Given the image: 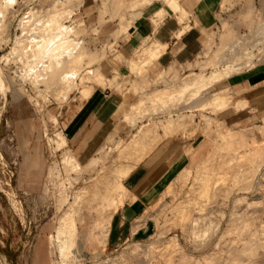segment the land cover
Returning <instances> with one entry per match:
<instances>
[{
  "label": "rangeland",
  "instance_id": "obj_1",
  "mask_svg": "<svg viewBox=\"0 0 264 264\" xmlns=\"http://www.w3.org/2000/svg\"><path fill=\"white\" fill-rule=\"evenodd\" d=\"M165 1L0 2L1 13L6 12L0 14V264H264V111L248 108L241 95L242 79L261 65L255 66L251 60L264 51L245 47L254 35L264 40V0H191V11L188 0H177L186 10L183 13H174ZM184 13L186 24L192 19L202 32V52L187 66H157V60L142 54L155 38L141 35V25L160 22L162 19L153 20L155 15V19L172 16L180 22ZM47 15L54 23L61 19L50 29L72 30L71 38L79 43L78 50L73 44V53H85L72 56L71 63L78 61L79 69L75 68L80 72L66 83L58 75L52 78L49 66L55 62L45 54L49 49L40 52L33 48L44 43L33 41L31 35L45 32ZM28 20L29 26H22ZM245 30L252 34L242 48L227 52ZM132 36L141 42L137 50L126 54L123 48ZM29 38L37 56L27 46ZM63 54L65 61L68 56ZM212 72L223 78L212 82L208 90L200 92L201 88L195 87L183 95L178 92L189 74ZM87 85H93L92 92H113L118 108L101 134L99 146L85 154L68 143L58 145L57 138L66 137L68 123L84 102L80 91ZM165 89L175 91V97L153 99L152 95ZM214 93L230 99L227 107L219 109L211 103ZM144 129L151 135H145L146 143L172 139L177 154L188 155L190 160H184L185 166L151 203L152 235L111 249L106 244L110 218L126 197L117 170L137 162L135 152L115 147L135 134H145ZM189 142L194 143L183 146ZM69 156L76 157L80 167L64 166ZM109 187L117 202L98 213L94 207L107 196ZM94 189L98 197L92 200ZM79 192L86 196L75 204L80 209L76 242L81 243L73 246V253L62 256L56 229ZM99 223L103 224L102 233Z\"/></svg>",
  "mask_w": 264,
  "mask_h": 264
},
{
  "label": "crops",
  "instance_id": "obj_2",
  "mask_svg": "<svg viewBox=\"0 0 264 264\" xmlns=\"http://www.w3.org/2000/svg\"><path fill=\"white\" fill-rule=\"evenodd\" d=\"M187 8L191 11V0H188ZM183 25L172 16H164L154 25L151 22L141 25V35L168 43L156 61L157 66H187L202 52V32L196 25L177 38L176 33ZM140 42L136 36H132L125 44L124 52L133 53ZM242 87L241 95L248 102L247 107L264 111V64L242 79ZM80 100L84 102L67 125L66 141L73 149L78 148L86 154L99 146L101 134L118 108V100L107 89H96L88 97L80 96ZM174 144L172 139L160 141L123 178L125 202L110 218L106 237L108 248L116 249L129 240L142 241L152 235L155 224L148 216L151 203L166 188L173 175L185 166H182L184 160H190L188 155L177 154L179 149Z\"/></svg>",
  "mask_w": 264,
  "mask_h": 264
},
{
  "label": "bare ground",
  "instance_id": "obj_3",
  "mask_svg": "<svg viewBox=\"0 0 264 264\" xmlns=\"http://www.w3.org/2000/svg\"><path fill=\"white\" fill-rule=\"evenodd\" d=\"M9 1H11V0H0V2H1V4L4 2V4H5V2H9ZM147 1V0H146ZM152 0H148V3H150ZM168 5H169V7L172 9V11L174 12V13H183V12H185V10L182 8V6L180 5V3H179V1H177V0H166L165 1ZM11 3H13V2H11ZM10 3V4H11ZM131 3H134V2H131ZM136 3V2H135ZM134 3V4H135ZM139 3H141V2H139ZM4 4H2V5H4ZM10 4H7L6 3V5H9L10 6ZM80 4V3H79ZM130 4V3H129ZM137 4V3H136ZM1 5V6H2ZM6 5L4 6V10L7 8L6 7ZM75 5V4H74ZM81 5V4H80ZM133 4H130V6H132ZM137 6V5H136ZM139 6V5H138ZM3 7V6H2ZM56 7V6H55ZM64 7V6H63ZM63 7H62V9H63ZM70 7V6H69ZM78 7V6H77ZM76 7V8H77ZM133 7V6H132ZM71 8V7H70ZM134 8V7H133ZM60 9V8H59ZM74 9V8H73ZM1 10V9H0ZM7 10V9H6ZM53 10H55V9H53ZM69 10H71V9H69ZM68 10V8H67V11H68V13L70 12ZM165 10V12L167 13V11H166V9H164ZM183 10V11H182ZM2 11V10H1ZM1 11H0V14H3L4 12H2L1 13ZM33 11V10H32ZM60 11V10H59ZM66 11V10H65ZM72 11V10H71ZM52 12V11H51ZM56 12H58V10L56 9ZM161 12H162V10H161ZM6 13V12H5ZM4 13V14H5ZM33 13V12H32ZM62 13V12H61ZM61 13L59 14V16L61 17ZM71 13V12H70ZM160 12H158V14H159ZM51 15L53 14V16H54V13L52 12V13H50ZM58 14V13H57ZM62 14H64V13H62ZM167 14H170L169 12L167 13ZM27 15V14H26ZM41 15V14H40ZM51 15H47V20L45 19V21L43 22L44 24V28H45V32H44V28L42 27V33H39L40 31V29H41V27H39V29L37 30V31H39L37 34L36 33H34V35L32 36L31 35V37H33V41H36V42H38V41H40L41 40V42H43L44 41V43L43 44H41V42H40V44L42 45H37V43H36V47H35V43L34 42H30V38L28 39L29 41L28 42H30L29 44H27V46L30 48L31 46L30 45H34V47L33 48H35V49H38V50H36V51H47V48L49 49L47 52H45V54L46 53H48V54H46V56H48V59L51 61V60H53V62H55V64H54V66H49V68L50 67H52V69L50 70V71H53V73H54V77H52L53 79L58 75L59 76V78L61 79H59L60 81H64V83H66L65 81L67 80V79H70V78H72V77H76L77 75H78V69H79V65H75V63H77L78 61H76L75 63H71L72 62V56L73 55H77V53L78 52H76V50H74L75 52L73 53V51L71 50V49H73L74 48V45H75V49H77L78 47H76V46H79L78 44H76V40H74L73 38H71L72 36V30H66L64 27H63V29H65V30H63V31H57L56 29L58 28V26L55 28V30L54 29H50L49 27L51 26V24H52V28H53V25H55L57 22L58 23H60L61 22V19L56 15V17H55V21H57L56 20V18H58V19H60V22L59 21H57L56 23H54V18L52 19L53 20V22H51V20H49L50 18H52V16ZM51 16V17H50ZM71 16V15H70ZM185 16V13L184 14H181L180 16H179V18H180V23L182 24V23H184V25H183V27H181V29L176 33V36H177V38H180L189 28H190V25H188V24H186V22H185V20H184V17ZM0 17H2V15L0 16ZM48 17H49V19H48ZM164 16H161V17H159L158 19H155V21L157 20V21H159L160 19H162ZM4 18V17H3ZM2 19V18H1ZM32 19V18H31ZM41 19V18H40ZM38 20V19H37ZM49 20V21H48ZM22 21V20H21ZM46 21H48V23L46 24ZM156 21V22H157ZM29 22V23H28ZM28 22H24V25H22V26H29V24H30V22H31V20H28ZM40 22V21H39ZM50 22V23H49ZM33 23H36V22H33ZM54 23V24H53ZM36 24H38V23H36ZM41 24V23H40ZM46 24V25H45ZM62 24V23H61ZM32 25V24H31ZM62 26V25H61ZM32 27V26H31ZM20 28H21V26H20ZM60 24H59V29L58 30H60ZM31 30V29H30ZM33 30H34V28H33ZM54 30V31H53ZM37 31H35V32H37ZM30 32V31H29ZM31 33V32H30ZM45 35H44V34ZM28 34V33H27ZM30 35V34H29ZM28 36V35H27ZM32 40V39H31ZM22 41H24L25 42V40H20V42H22ZM17 42H19V41H17ZM72 42H75V43H72ZM23 43V42H22ZM72 43V44H71ZM38 44H39V42H38ZM74 44V45H73ZM16 45H19L18 43L16 44ZM25 46V45H24ZM23 46V47H24ZM38 46V47H37ZM19 47H21V46H19ZM168 47V43L167 42H161L160 40H158V39H155L151 44H146V46L143 48V46H142V54H144V55H146V56H149L151 59H153V60H157V59H159L160 58V56L162 55V53L166 50V48ZM14 48H18V47H15L14 46ZM26 48V47H25ZM32 48V47H31ZM32 48V52H34L35 51V49H33ZM42 50H41V49ZM43 48H44V50H43ZM16 50V49H15ZM18 50V49H17ZM28 50V49H27ZM58 50H63L62 52H59ZM69 50H71L72 52H70ZM78 50V49H77ZM35 51V52H36ZM35 52H34V54H35ZM39 52V53H40ZM58 52H59V55H58ZM68 52H70V53H68ZM141 52V51H140ZM63 53H65V55H67L68 56V59L67 60H63V56H64V54ZM68 53V54H67ZM73 53V54H72ZM85 54V53H83V52H80V53H78L79 55L80 54ZM15 54V53H14ZM33 54V55H34ZM36 54H38V52L36 53ZM34 55V56H37V55ZM61 54V55H60ZM23 55H25V54H23ZM6 56V55H5ZM4 56V57H5ZM14 56V55H13ZM34 56H33V58H34ZM40 56V54L38 55V57ZM61 57L60 58V61H59V59L57 60L58 61V63H56L57 61H55L54 60V58H58V57ZM232 56V55H231ZM3 57V58H4ZM24 57H27V56H24ZM37 57V59H39V58H41V57H45L44 56V53H43V56H41V57H39L38 58ZM2 58V59H3ZM5 58H8L7 56L5 57ZM11 58V57H10ZM71 58V59H70ZM75 59H76V57H74ZM73 58V59H74ZM147 59H149L148 57H146ZM145 58V59H146ZM36 59V60H37ZM46 59V58H45ZM79 59V58H78ZM226 59V58H225ZM35 60V61H36ZM28 61V60H27ZM37 61H39V60H37ZM75 61V60H74ZM79 61H80V59H79ZM82 61V60H81ZM81 61H80V63H81ZM40 62H41V60H40ZM146 62V61H145ZM27 63V62H26ZM35 63V62H34ZM79 63V62H78ZM77 63V64H78ZM144 63V62H143ZM146 63H148V62H146ZM36 64V63H35ZM42 64H44V62L42 63ZM41 64V65H42ZM34 65V64H33ZM37 65V64H36ZM48 66H46V69L48 70ZM54 67V68H53ZM68 67H69V69H68ZM78 68L77 70H76V68ZM45 69V70H46ZM49 71V70H48ZM47 72V71H46ZM80 72V71H79ZM227 73H228V71H226ZM36 73H37V71H36ZM40 73V72H39ZM45 73V72H44ZM48 73H51V72H47V74ZM46 74V73H45ZM43 75L42 74V76L44 77V78H46V75ZM56 74V75H55ZM226 73H224V76H227V74L225 75ZM99 75H101V73L100 74H98L97 76H99ZM38 78L40 77L39 75L37 76ZM44 78H41V79H44ZM47 78H48V75H47ZM50 78V77H49ZM48 78V79H49ZM98 78V77H97ZM223 77H222V75L219 73V72H216V73H214V72H212V73H208V74H206V75H196V76H194V77H191V74H189L188 76H187V79L184 81V84H183V86L181 87V89H179V93H180V95L182 94L183 95V93H185V92H189V90L190 91H192L191 89L192 88H195V87H199V88H201L200 89V92H202V91H205V90H208L209 88H211L212 86H211V83L212 82H218V81H220L221 79H222ZM52 79V80H53ZM72 79H74V78H72ZM45 80H47V79H45ZM102 80V79H101ZM40 81V80H39ZM72 82L74 83L75 81L74 80H72ZM43 83H44V80H43ZM63 83V84H64ZM61 84H62V82H61ZM62 84V85H63ZM66 85V84H65ZM74 85V84H73ZM67 86V85H66ZM72 88V87H71ZM168 89V88H167ZM92 90H93V85H87V87L86 88H83L81 91H80V95H81V97H88L91 93H92ZM166 90V89H165ZM165 90H159V92L156 94V96L155 95H152V97H153V99L155 98V100H157V101H159V99L161 100V99H164V98H166L167 96H168V98H173V96H174V92H169V91H165ZM197 90V89H196ZM198 91H199V89H198ZM156 92V91H155ZM155 92H154V94H155ZM194 92V91H193ZM192 92V93H193ZM222 92V91H221ZM226 92V91H225ZM195 93H197V92H195ZM194 93V94H195ZM223 93V92H222ZM199 93H197L196 95H198ZM175 97V96H174ZM171 98V99H172ZM155 100H153V101H155ZM228 100H230V99H228ZM228 100H227V98H226V96L224 95V94H221V93H214V96L210 99V101H211V103L212 104H214V105H216V106H218L219 107V109H223V108H225V107H227V104H228ZM138 101H140V100H138ZM143 102V101H142ZM137 104V103H136ZM140 104H142V103H140ZM132 105V104H131ZM130 105V106H131ZM135 105V104H134ZM134 107V106H133ZM229 107V106H228ZM129 108V107H128ZM135 108V107H134ZM132 110V108L130 107L129 109H128V111L129 110ZM127 112V110H125V113ZM124 113V112H123ZM124 113V114H125ZM127 114V113H126ZM264 116V115H263ZM169 124H171V123H169ZM175 124V123H174ZM177 124V123H176ZM225 124V123H224ZM156 126V125H155ZM153 127V126H152ZM156 127H158V125L156 126ZM171 127V130H172V125L170 126ZM236 127V126H235ZM141 128H142V126H141ZM148 128V127H147ZM167 128H169V127H167ZM166 128V129H167ZM149 129V128H148ZM173 129H175V128H173ZM145 130V129H144ZM169 130H170V128H169ZM230 130V129H229ZM148 131H150L151 132V130H148ZM145 134H144V132L143 133H140V134H135L132 138H130V140L128 141H125V142H118L117 144H116V147H115V149L117 148V150L118 149H120V151L122 150V152L123 151H125V150H132L131 151V153H133V152H135L136 153V155H137V162L135 163V164H133V165H129V166H125V168L124 167H122V168H124L123 170H122V168H120L119 170H117L118 172H120V176H118V174H117V180L120 182V188L121 189H123V190H125V188H123V185H122V180H123V178L131 171V169L138 163V162H140L150 151H152V149L156 146V143H157V141L156 140H152V143H149V142H147L146 143V139L144 138L145 137V135L147 134V131L145 130ZM229 132V131H228ZM231 132H233V131H231ZM230 132V133H231ZM241 132V131H240ZM152 133V132H151ZM168 133V132H167ZM175 133H176V131H175ZM227 133V132H226ZM225 133V134H226ZM235 133V132H234ZM234 133H233V135H234ZM239 133V132H238ZM60 134V133H59ZM170 134H172L171 133V131H170ZM229 134V133H228ZM149 135V134H148ZM169 135V134H168ZM173 135V134H172ZM223 135V134H222ZM231 135V134H230ZM229 135V136H230ZM232 135V136H233ZM147 136V135H146ZM151 135H149V137H150ZM245 136V135H244ZM148 137V136H147ZM148 137V138H149ZM223 137V136H222ZM234 137V136H233ZM247 137V136H246ZM151 138V137H150ZM234 138H236V137H234ZM240 138V137H239ZM245 138V137H244ZM151 140V139H150ZM236 140V139H235ZM123 141V140H122ZM154 141V142H153ZM243 141H244V139H243ZM243 141H242V143H243ZM57 142H58V145H66L67 144V141H66V137H64V136H59L58 138H57ZM112 142V141H111ZM222 142V141H221ZM246 142V141H245ZM149 143V144H148ZM231 143V142H230ZM158 144V143H157ZM244 144V149H247V144H245V143H243ZM249 145H250V143H248ZM223 145V144H222ZM240 145V144H239ZM245 145H246V148H245ZM230 146V145H229ZM113 147V148H114ZM233 147V145L231 146V148ZM249 147V146H248ZM228 149V148H227ZM239 149L240 148H238V151H239ZM224 150V149H223ZM229 150H230V147H229ZM236 150V149H235ZM234 150V152L236 153V151ZM228 151V150H227ZM237 151V152H238ZM231 152V151H230ZM234 152H233V155H235L234 154ZM120 153V152H119ZM228 152H226V154H227ZM242 153V152H241ZM122 154V153H121ZM129 154H130V152H129ZM237 154V153H236ZM119 155V154H118ZM132 155V154H131ZM230 155V154H229ZM233 155H232V157H233ZM240 154H238V156H239ZM130 156V155H129ZM224 156H225V154H224ZM240 156H242V155H240ZM68 157V156H67ZM66 157V158H67ZM228 157V156H227ZM235 157H236V155H235ZM244 157V156H243ZM226 158V156L224 157V159ZM213 159V158H212ZM210 160V159H209ZM214 160V159H213ZM212 160V161H213ZM91 161H94V160H91ZM95 162V161H94ZM63 163H65V165L64 166H66L67 168H69L70 167V169H76V168H78V167H80V162L76 159V157H74V156H69V158H67V159H65L64 160V162ZM211 163V162H210ZM214 163V162H213ZM93 164V163H92ZM214 165V164H213ZM222 165V164H221ZM207 166V165H206ZM65 167V168H66ZM127 167V168H126ZM212 167V170H214L213 168V166L212 165H210V167L209 168H211ZM209 170V169H208ZM211 170V169H210ZM209 170V171H210ZM217 170V169H216ZM184 171H186V170H184ZM207 171V170H206ZM117 172V173H118ZM212 172V171H211ZM217 173V172H216ZM185 174V173H184ZM183 174V175H184ZM208 174V173H207ZM220 174V173H219ZM216 175V174H215ZM208 176V175H207ZM118 177H119V179H118ZM208 178V177H207ZM210 178H211V176H210ZM209 180V179H208ZM94 182V181H93ZM97 185V184H96ZM96 185H95V187H96ZM90 186V185H89ZM94 187V186H93ZM94 187V188H95ZM97 187H98V185H97ZM210 188V187H209ZM85 189V188H84ZM84 189H82V190H84ZM205 189H207V187L205 188ZM95 190V189H94ZM81 191V190H80ZM85 191V190H84ZM97 190H95V192H94V194H92L93 195V198H92V200H95V199H97V197H98V193L96 192ZM113 191V189H111L110 187H109V189H107V196H105V198L103 199V201L99 204V205H97V206H95L94 207V209H96V211H98V213H102L103 211H106L107 209H108V207H110V205L111 204H114V203H116L117 201H116V199H115V196H114V191ZM85 192H79V193H75V195H74V203L73 204H70L69 205V208H68V210L67 211H65V213H64V215L61 217V219H60V223H59V226L57 227V229H56V236H57V245H58V250L60 251V254L62 255V256H66V255H69V253L72 251V248H73V246L75 245V244H77L78 242L79 243H81L79 240H78V242H76L77 241V224H76V222H77V213L79 212V207L78 206H75V204H77L79 201H78V199L79 200H82L84 197H86L85 196V194H84ZM89 194V193H88ZM66 196V195H65ZM69 198V197H68ZM65 200H67V198L65 197ZM78 201V202H77ZM116 201V202H115ZM121 202V201H120ZM65 203V202H64ZM122 204V203H121ZM79 205H81L80 203H79ZM115 205V204H114ZM81 208V207H80ZM117 209H118V206L116 207ZM91 209V208H90ZM81 220V219H80ZM103 220V218H101V221ZM99 232H103L104 230H103V224H101V223H99ZM82 245V244H81ZM75 249V248H74ZM73 249V250H74ZM75 251V250H74ZM71 253H73V252H71ZM67 258V257H66ZM235 264V263H234ZM237 264V263H236Z\"/></svg>",
  "mask_w": 264,
  "mask_h": 264
},
{
  "label": "built area",
  "instance_id": "obj_4",
  "mask_svg": "<svg viewBox=\"0 0 264 264\" xmlns=\"http://www.w3.org/2000/svg\"><path fill=\"white\" fill-rule=\"evenodd\" d=\"M190 23V28L192 29L193 26L195 25L194 22L192 21V19L188 20ZM251 31L250 30H245L240 34V37L238 40H236L233 44H230L231 46H229L228 48H226L227 52H231L235 49H241V45H244V41H246V39H248V37L251 35ZM254 39V40H253ZM250 44L246 45V49H256L259 47L260 50L264 51V40L261 39V37H258L257 35H254ZM255 61V62H254ZM251 62L253 64H255V66L264 63V52L263 54H261L260 56H258L257 59H252Z\"/></svg>",
  "mask_w": 264,
  "mask_h": 264
}]
</instances>
